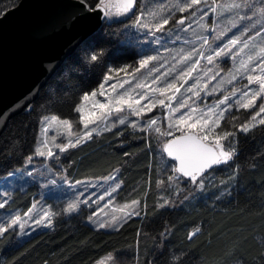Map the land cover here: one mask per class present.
<instances>
[{
  "label": "trees",
  "instance_id": "16d2710c",
  "mask_svg": "<svg viewBox=\"0 0 264 264\" xmlns=\"http://www.w3.org/2000/svg\"><path fill=\"white\" fill-rule=\"evenodd\" d=\"M19 1L0 0V12ZM87 3L95 8L97 0ZM139 6L140 0H136L132 14L107 18L64 61L31 107L9 121L0 139V182L34 154L45 116L68 119L78 129L80 113L74 109L83 95L96 90L113 70L138 67L142 51H146L139 43L146 34L133 28ZM83 44L101 50L102 59L96 63L82 59ZM254 113L255 109L236 108L224 117L220 131L238 134L234 143L224 142L228 148L231 145L233 159L205 172L203 176L212 174L214 180L205 186L206 195L197 199L202 193L198 181L194 184L179 174V194H172L169 183L165 184L167 170L159 172L155 153L170 139H161L153 131L123 126L60 153L56 160L64 161L67 177L73 182L119 171V199L139 200L142 214L117 230H107L89 225L86 219L91 211L83 206L76 214L58 216L52 227L24 239L9 230L0 239V264H95L109 254L111 264H264V125L246 133L238 131ZM172 164L176 166L171 160L168 167ZM38 187L15 189L6 207L27 212L39 198ZM167 193L169 203L165 205L161 196ZM196 229L199 232L189 239Z\"/></svg>",
  "mask_w": 264,
  "mask_h": 264
},
{
  "label": "rangeland",
  "instance_id": "374dc122",
  "mask_svg": "<svg viewBox=\"0 0 264 264\" xmlns=\"http://www.w3.org/2000/svg\"><path fill=\"white\" fill-rule=\"evenodd\" d=\"M105 2L119 5L120 0H105ZM229 2H231V0H216L217 4H226ZM261 3L262 0H256L257 6ZM211 5H213V0H201L199 5H195L185 12H180L179 9L183 6V0H140V14L136 17L133 28L139 33L146 34L143 38H139L140 48L146 50L142 51L143 56L141 60L148 56H156L157 59L150 62L147 67L141 68L139 71H137L139 65L131 71L126 68L113 70V72L107 75H111L112 79H106V76L103 83L94 90L97 92V96L90 97L88 101H82L78 107H83L84 111L87 113L93 110L92 105L97 100H104V97L100 95L101 92L107 95L108 100H113L114 97L127 91L128 95L132 96L134 99L139 98L137 95L138 93H147L149 100L164 99L165 104H172V108L169 109L157 104L152 111H145L140 116L133 115L127 108H125L123 113L117 114L113 112L104 120H97L96 124L89 125V129L87 130L92 128L96 129V131L92 133V136L123 126H128L138 131H153L158 134L161 139H171L172 137L182 134L196 133L197 135H204V132H199L197 129L190 130L184 125L180 126L181 130H177L176 117H178L180 113L173 112V109H175L181 97H192V99L188 100V104L190 107L197 108V112L192 113L194 118L199 117L201 109L207 111L208 108L217 105L218 101L222 100L225 96L229 97L228 102L226 104H219L216 108V111L219 112L228 107V105H231L228 111L224 112V117L229 111L242 108L236 101L242 99L240 93L246 90L244 88L248 83L246 76L253 73L247 72L241 65L247 61V55L250 51L258 50L260 46L264 45V37H257L254 41H251L250 48L237 54L235 59L221 56L216 58L212 64H209L207 59L201 57L212 55L213 50L222 45L229 37H232L234 33L240 34L241 41L243 42L248 36L253 35L259 30L261 26H264V17L257 16L252 20H240L235 18V12L217 15L212 13ZM135 6L125 15H116L115 13L118 11V8L113 7L110 9L113 13L110 18L130 15L134 12ZM201 10L208 14L203 15ZM218 11L222 10L218 9ZM191 12H194L195 15H190ZM181 17L186 18L183 25L177 24V20ZM164 18H169V23L165 25L161 31H155L154 25L161 23ZM233 23L239 25V28H233L229 31L228 29ZM142 25H147V27ZM246 25H251L252 31L244 35L240 32V29L244 28ZM221 33H226V35L223 36V39H218L217 37ZM202 38H207L209 43L204 44ZM240 47L241 45H237L236 48L233 49V53H237ZM189 54H191V58L185 61L184 58L188 57ZM195 60H199V65L192 71L191 77L189 78V76L185 75L183 79L174 81L176 86L180 87L179 93H175V89H172L167 92L165 96H160L159 92L153 91V89L164 87L166 83L173 82V77L179 76V73L183 69L189 68ZM258 62L259 61H256V63ZM250 66L254 67L255 65L253 64ZM233 75L236 77L234 80L232 79ZM157 77L160 79L157 80L156 83H153V80ZM213 77L215 78L213 79ZM185 80L187 83H184ZM124 81H128V83H124L123 88H121L120 84ZM137 84H144L145 87L137 88ZM194 84L195 87H193V91L186 92V89L192 87ZM112 85L116 86L115 89H113ZM149 85L150 87H148ZM181 85L183 86L181 87ZM250 87L255 91L258 85L253 84ZM213 89H215V91H213ZM197 91L199 92V96L193 95V93ZM233 91H235L234 95ZM209 93H211V95H209ZM173 94H175V100L171 102L168 101L167 96ZM262 102H264V95L256 99L255 107L251 109H255L256 113ZM147 103L148 101H142L141 105L137 107H142ZM181 111L187 112L188 108H183ZM52 116L56 115L45 117L50 119ZM117 116L124 118L125 124L120 125L116 123L115 126H113V121L116 120ZM44 118L41 121L34 154L27 158L23 167L13 172L16 174L15 176L9 174L0 182V192L5 193L0 195V202L7 200L5 206L0 208V221L7 220L10 222L12 218L19 216V223L9 230H15L19 239H24L37 231L52 227L58 216L66 215L69 217L76 214L83 206L86 207V212L91 211L86 222L95 228L117 230L131 217L140 216L142 214V206L139 200L124 201L118 197V191L122 187V182L118 179L119 171L114 175L99 179H88L77 182L68 179L64 161L56 160L60 156V153L65 151H60L57 145L67 144L69 141L75 143L76 138L83 135L87 130L83 128L82 122H80L79 128L76 129L73 123L66 119L72 124L70 130L59 122H53L48 126L47 132H45ZM58 118L59 120H65L60 117ZM151 119L157 121L156 125L149 126L146 124V121ZM213 119H215V116H213ZM223 119L220 121L219 127ZM260 119H264V113L256 117L255 120L250 119L246 123L249 130L260 125ZM132 121L136 123V127L130 125ZM191 122L192 121H189V123ZM170 124L172 125L171 128H169ZM157 127L160 128L161 133L171 131L173 135H161L155 131ZM219 127H215L214 131L208 134L209 139L206 141L207 143L213 145L215 136L224 133L220 131ZM238 131L244 133L248 132L242 131L240 128ZM237 136V133H233L229 135L227 139H222L220 143L229 151L230 149L225 146L224 142L232 143ZM89 139L90 138L81 140L80 143ZM45 142L47 147H44ZM69 148L71 147H68V149ZM37 149H41L45 152L51 149L55 155L53 157L39 156L37 154ZM29 158H31V160H29ZM155 160L157 165H159L158 169L160 173L166 169L167 177L172 176L174 178L173 180L167 179L168 181L165 182V184L169 183V188L172 190L171 193L179 194L182 188L176 186V177H180V175L175 173V165L172 164L171 167H168L171 160L164 151V146L158 147V152L155 153ZM29 172L32 173L31 176L27 175ZM213 178L214 175L212 174L210 176L198 178V182L201 179L203 180L204 187L202 189L199 187L198 192L201 191L202 193L198 194L195 199L206 195L208 191H204V188L213 183ZM53 180L56 181L55 184H52ZM185 181L189 182L187 178H185ZM32 184L39 185V198L27 212L23 213L18 209L6 207L7 204L12 201V193L15 189L21 188L25 190ZM117 184L119 187H115ZM228 186L226 185V188H223L228 189ZM214 187L218 189V186ZM114 188L115 190H113ZM225 189H222L221 192L225 191ZM166 191L167 190H165V192ZM84 201H87V203H84ZM133 201L138 203L133 206ZM168 201L169 194H163L161 196V202L167 205L169 203ZM74 203L77 204V210L72 212L66 211L68 206ZM126 205L129 207H125ZM45 213H48L47 218H43ZM126 213H139V215H125ZM113 218H115V220ZM37 220H42V222L36 223ZM49 221H51L50 224ZM101 223H104L105 226L100 227ZM20 224L23 225V228L19 227ZM112 260L113 256L109 254L101 258L95 264H111Z\"/></svg>",
  "mask_w": 264,
  "mask_h": 264
},
{
  "label": "snow or ice",
  "instance_id": "6c2138e0",
  "mask_svg": "<svg viewBox=\"0 0 264 264\" xmlns=\"http://www.w3.org/2000/svg\"><path fill=\"white\" fill-rule=\"evenodd\" d=\"M79 2L84 5L85 9L87 10L89 8V5L87 3V0H79ZM201 3V0H183V6L180 7V12H185L192 8L195 5H199ZM136 5V0H120L119 5H114L111 3H106L105 0H97V5L95 8H92V11L100 10L103 13V16L105 18H110L113 13L111 12V8L117 7L118 11L115 13L116 15H125L127 14L134 6ZM212 13H215L217 15H224L225 13H233L235 12L236 19L244 20H252L254 17H264V0H262V3L257 6L256 0H231V2L226 4H217L216 0H213V5L210 6ZM218 9H221L222 11H218ZM202 14L207 15V12H204L203 10ZM5 13L0 12V15H4ZM190 15H195L194 12H191ZM185 17H181L179 20H177V24L183 25L185 23ZM169 23V18H164L161 23H158L154 25L155 31H161L165 25ZM144 27H147V25H142ZM190 27V25H189ZM233 28H239V25L233 23L229 27V31H231ZM151 30V29H150ZM186 30V29H185ZM252 31L251 25H246L244 28L240 29V32L244 35H247V33ZM226 35V33H221L217 38L223 39V36ZM257 37H264V26H261L259 30H257L253 35L248 36L247 39L241 41V36L238 33H234L232 37H229L224 43L220 46H218L216 49L213 50L212 55H208L206 57H201L204 59H207L209 64H212L216 58H219L221 56L228 57L230 59H235L236 55L244 52L245 49L250 48V42L254 41ZM204 44H208L209 41L207 38H202ZM237 45H241V47L238 49L237 53H233V49L236 48ZM82 53L81 58L86 60L90 63H96L100 59H102L103 52L101 50H97L94 48H91L87 44L82 45ZM191 58V54H189L188 57H185V61ZM157 59L156 56H148L146 58H143L140 61L139 68H137V71H139L141 68L147 67L150 62L155 61ZM256 61H259L256 63ZM255 65L250 66V65ZM199 65V60H195L191 66L187 69H183L179 76L173 77V82L166 83L164 87L153 89L154 92H159L160 96H165L167 92H169L172 89H175V93L180 92V87L176 86V83L174 82L177 79H183L185 75L191 77L192 71H194ZM46 70L49 72H52L55 68V62L48 64L45 66ZM241 67L246 70L249 73L246 76L247 84L244 86L246 90L242 91L240 93V96L242 99H238L236 103L244 108V109H251L255 107L256 99L259 98L261 95H264V45L260 46L258 50L250 51L247 55V61L242 63ZM124 71V70H121ZM215 77H213L214 79ZM106 79H112L111 75L107 76ZM160 78L157 77L155 80H153V83H156L157 80ZM232 79H236V77L233 75ZM124 83H128V81H124L120 84V87L123 88ZM184 83H187L185 80ZM256 84L258 87L255 91L251 89V85ZM183 85H181L182 87ZM113 89H115V85H112ZM137 88H144V84H137ZM150 87V85L148 86ZM193 87H195V84L192 87H189L186 89V92H192ZM206 87V86H205ZM215 91V89H213ZM235 94V91H233V95ZM100 95L104 97V100H97L93 105V110L90 112H85L83 107H76L74 110L78 113H80V120L83 124L84 129H89L90 124H96L97 120H104L107 116H110L113 112L114 113H123L125 111V108H127L133 115L140 116L145 111H152L157 104L160 106L166 107L171 109L172 104L168 103L165 104L164 99H158V100H149V96L147 93H138V97L134 99L132 96L128 95L127 91L124 93L116 96L113 98V100H108L107 95L104 92H101ZM193 95L199 96V92H194ZM211 95V93H209ZM97 92L92 91L90 94L85 93L82 97L83 101H88L90 97H96ZM250 97V98H249ZM168 101L175 100V94L171 96H167ZM192 99L191 96L187 97H181L179 103L176 105L175 109H173V112L180 113L178 117H176V127L177 130H181L180 126L184 125L187 128L191 129H197L199 132H204V135H197L196 133H193V135L188 136L185 134L182 137H175L174 139L168 141L164 146V151L167 153L169 157H173L175 160L179 161V165L174 168L175 173L182 174L183 177L189 178L190 182L196 183L198 180V177L203 176L206 172V170L213 168V166L220 165L222 163H227L228 161L233 159L234 153L232 151H228L225 149L224 145L220 143L222 139H227L231 133H223V134H217L214 138L215 142L213 145L205 144L204 141H207L209 139L210 133H212L215 129V127H219L220 121L224 117V112L228 111V109L231 107V105H228V107L220 110L219 112L216 111V108L219 104H226L229 100L228 96H225L222 100L218 101L217 105H213L212 107L208 108L207 111H204L203 109L200 110V115L197 118H194L192 113L197 112V108L190 107L188 104V100ZM142 101H148L147 104H144L142 107H137L141 105ZM31 106L29 105V108ZM188 108L187 112H182L181 109ZM264 113V102L261 103V106L259 107V110L252 116V120H255L256 117L261 116V114ZM7 116V113L4 115H0V120L5 119ZM213 116H215V119H213ZM189 121H192L189 123ZM45 129L44 131L47 132L48 126L53 122H59L60 124L66 126L69 130L72 127V124L68 120H59L58 117L52 116L50 119L45 117ZM118 123L120 125L125 124V119L120 118L117 116L116 120L113 121V126ZM157 121L155 119H151L149 121H146V124L149 126L156 125ZM260 124L264 125V119H260ZM130 125L132 127H136V123L134 121L130 122ZM172 125H169V128H171ZM240 129L242 131H248V125L243 124L240 126ZM96 129L92 128L90 130H87L83 133V135H80L76 138L75 143L72 141H69L67 144L63 145H57L60 151H67L68 147H74L76 144L80 143L81 140H84L86 138H91L92 133L95 132ZM157 133H160L161 135H173L171 131L167 133H161L160 128L157 127L155 129ZM44 147H47V144L45 142ZM231 145H229V148ZM37 154L39 156H47V157H53L55 154L51 151V149H48L47 152L37 149ZM31 160V158H29ZM11 176H15L16 174H10ZM28 176H31L32 173H27ZM115 179V178H113ZM168 180H173L174 178L172 176L167 177ZM176 179H179V176L176 177ZM56 181H52V184H55ZM115 187H119L117 184ZM199 187L202 189L204 187V182L201 179L199 181ZM115 190V188L113 189ZM5 193L0 192V195H3ZM110 194V193H109ZM7 203V200H4L3 202H0V208H3L5 204ZM84 203H87V201H84ZM138 202L133 201L132 205L134 206ZM167 203V202H165ZM125 207H129L126 205ZM77 210V204H70L66 211L72 212ZM130 214H136L139 215V213H126L125 215ZM27 215V214H26ZM48 213L44 214L43 218H47ZM42 218V219H43ZM115 220V218H113ZM20 221V217L16 216L12 218L9 221L3 220L0 221V239L4 238V234L9 231V229L13 228V226L17 225ZM42 220H37L36 223H41ZM51 221H49V224ZM105 224L101 223L100 227H104ZM20 228H23V225H19ZM199 232V229H196L193 233L190 234L189 239L192 238V236L196 235V233Z\"/></svg>",
  "mask_w": 264,
  "mask_h": 264
},
{
  "label": "water",
  "instance_id": "95a60500",
  "mask_svg": "<svg viewBox=\"0 0 264 264\" xmlns=\"http://www.w3.org/2000/svg\"><path fill=\"white\" fill-rule=\"evenodd\" d=\"M91 9L79 0H20L0 16V115L7 113L0 139L9 121L37 100L64 61L102 27L107 18Z\"/></svg>",
  "mask_w": 264,
  "mask_h": 264
}]
</instances>
